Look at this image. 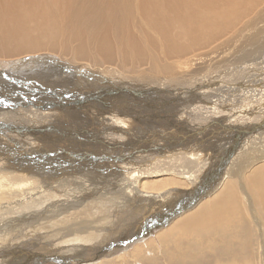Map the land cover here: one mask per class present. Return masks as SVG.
Here are the masks:
<instances>
[{
	"label": "bare ground",
	"instance_id": "6f19581e",
	"mask_svg": "<svg viewBox=\"0 0 264 264\" xmlns=\"http://www.w3.org/2000/svg\"><path fill=\"white\" fill-rule=\"evenodd\" d=\"M262 63L264 0H0V86L10 77L21 83L19 99L34 95L41 102L38 110L20 106L12 95L7 109H0V219L15 215L0 223V264H42L52 253L65 264L86 262L101 254L99 245L133 241L140 224L166 228L156 234L168 258L164 264L172 258L187 264H261L256 245L264 249ZM113 67L148 91L152 106L146 105L155 116L178 109L172 120L178 126L169 124L178 131L126 112L90 87L89 80H103L102 75L116 79ZM202 99L207 106L195 103ZM198 106L208 108L200 116L221 112L229 119L194 123ZM100 112L114 114L122 125ZM36 128L42 132L36 134ZM182 128L192 132L177 141ZM259 128L250 138L254 142L226 161L230 168L216 183L220 165L208 168L205 154L197 151L203 145L218 149L212 143L229 133L237 138ZM220 130L225 131L218 138ZM18 149L29 159L7 155ZM78 149L95 155L92 171L67 162L75 160L67 152ZM150 174L159 177L149 179ZM210 179L215 183L206 188ZM154 187L165 188L163 199L173 206L204 195L176 214L148 203L147 190ZM58 198L63 201L45 209ZM22 210L31 211L17 217ZM46 242L57 249L39 253Z\"/></svg>",
	"mask_w": 264,
	"mask_h": 264
},
{
	"label": "rangeland",
	"instance_id": "374dc122",
	"mask_svg": "<svg viewBox=\"0 0 264 264\" xmlns=\"http://www.w3.org/2000/svg\"><path fill=\"white\" fill-rule=\"evenodd\" d=\"M258 14L255 12L254 14H252V16H257ZM260 68H264V63H262L261 67ZM113 71H114V75L118 76L116 77H110V79H108L109 77L108 76H105V75H102V78L103 80H99V81H96L95 79V82L92 81L93 79L89 80V85L91 88H93V90H97L99 92L100 95H103L104 97H107L108 99L111 100L112 104H116L118 106H122L126 109V112H134L135 114L137 115H140V117H143L146 118L145 116L149 117L151 119V123H156L157 125H161V124H164L163 126L164 127H169V130L170 128L172 129L171 131H178V129L174 128L173 126H170V125H176L178 126V123L177 121H172L174 119V114L175 112L178 111V109H176V111L172 110L171 108L173 107H170V109H163L165 111H160L159 112V107H157L156 105H154L156 107V111H158L160 114H163L165 115L168 119L169 117L171 118V122L170 123H166L164 122V117L163 115H160V116H155L154 113L155 112H152L150 109L147 108V105L148 106H152V105H149L152 104V101H150L152 98L149 97V94H148V91L146 89L143 88V86H140V85H136L137 83L132 81L131 79H125V78H121L120 76V73L118 72L119 69L113 67L112 68ZM86 75H88V71L86 72ZM126 77V76H125ZM86 79V78H85ZM106 82H105V81ZM112 83H111V81ZM3 86L1 87L0 86V109H7L6 106H7V102L9 100V97L12 96V95H16L17 97L14 99V102H16L17 104H19L20 106L24 105V104H32L34 106L35 109H39L40 106L39 104L41 103L39 101V97L37 96H32V97H24L23 99H19L18 98V95H19V92H20V88H21V83L20 82H15V81H12L10 77H7L6 79H3ZM101 81V82H100ZM110 81V82H108ZM123 81V82H122ZM135 85H133L134 83ZM111 83V84H110ZM123 83V84H122ZM100 84V85H99ZM120 84V85H119ZM94 85V86H93ZM107 85V86H106ZM103 86V88H102ZM111 86V87H110ZM98 87V88H97ZM109 87V88H108ZM102 89V90H101ZM108 89V90H106ZM110 89V90H109ZM114 89V90H113ZM119 89V90H118ZM125 89V90H124ZM140 91H139V90ZM112 92H109L111 91ZM123 90V91H122ZM135 91V92H134ZM139 91V93H138ZM114 92V93H113ZM116 92V94H115ZM118 92V93H117ZM127 93V94H126ZM132 93V94H131ZM137 97H136V96ZM120 98H119V97ZM118 97V98H117ZM143 98V99H142ZM147 98V99H146ZM137 99V100H136ZM149 99V100H148ZM94 100L96 101V105H97V102H98V97H94L93 100H92V103L94 104ZM148 100V101H147ZM178 100H181L178 98ZM243 100V99H242ZM242 100H240V104H243L242 103ZM117 101V102H115ZM126 103H123L125 102ZM191 102H193V100L191 99L190 100ZM204 102H207V100H199V101H195V103H204ZM108 103L107 102L106 104H102L101 107H102V110L104 112H107V108H108ZM136 105H133V107H130L128 106L129 104H135ZM142 103V104H141ZM202 105H205L207 106L205 103L202 104ZM201 105V106H202ZM245 105V104H243ZM97 107V106H96ZM96 107H94V111L96 109ZM91 108V107H90ZM237 107L235 106V109ZM241 108V107H240ZM139 109H143L142 111L139 110ZM175 109V108H173ZM202 110L204 111H207L208 108H201ZM198 106L197 110H196V113H191V114H194L196 115V118L193 119L194 123H197L198 121H201V122H205L206 119L210 121H213V122H217V121H226L227 120V116L223 115L221 112L220 114H217V112H210V113H206L204 116H200V110H201ZM169 110V111H168ZM141 111V112H140ZM150 111V112H149ZM171 111V112H170ZM145 112V113H144ZM170 112V113H169ZM174 112V113H173ZM219 112V111H218ZM152 115H151V114ZM173 113V114H172ZM216 116H215V115ZM103 119L105 118L106 119H114L116 122L121 123V121L118 119V117H116L114 114L112 113H109V115H105L103 112H100V114ZM172 117H171V116ZM94 116V115H93ZM110 116V117H109ZM162 116V117H161ZM218 116V117H217ZM14 118V117H13ZM12 118V119H13ZM93 118V117H91ZM157 118V119H156ZM167 118H165L167 120ZM202 119V120H201ZM229 119V118H228ZM208 120L206 122H208ZM161 122V123H160ZM247 122H251L250 121H247ZM28 123V124H27ZM26 125H29V122H25ZM116 125H120V124H117V123H114ZM165 124H167V126H165ZM170 124V125H169ZM169 125V126H168ZM63 127H65L64 125H62ZM132 126V125H131ZM154 126V125H153ZM163 126H159V127H163ZM122 127V126H121ZM174 129V130H173ZM180 133L178 135L180 136H177V141H181V139H183L186 135H190V133L192 131H190V129H180ZM258 130V131H257ZM263 128H259V129H255L253 131H246L245 133H243L242 136L240 137H235L233 136V134L229 133L228 136L225 137V139H219L217 141H215L213 144V147L215 145L218 144V149H215V150H209L207 149V145H203L201 147V149H199L197 152H203L206 156V161L204 163V165H206L208 168H212V169H217V167L220 165V172H218L216 175H215V182L216 180H218L219 176H223V175H226L225 174V171H226V168H230V165L228 163H230L229 161L232 160L234 157L236 158L237 156H239L241 153H242V149L243 147H245V145H247L248 143L250 142H254L252 141L251 139L253 138L254 135H256L255 133L256 132H260L262 131ZM225 130H220L218 131L215 135L216 137L220 138L221 135L223 134ZM34 132L36 134H39L41 133L42 131H40L38 128H36V130H34ZM19 134H23L19 131ZM251 134V135H250ZM254 134V135H253ZM260 134V133H258ZM158 139H164V141H172V138H167L165 135L166 134H162L164 137L166 138H162L163 136L161 134H158ZM155 136L156 135H153V139L155 140ZM172 136V135H171ZM246 136H249V137H246ZM230 138V140H229ZM248 138V140H247ZM251 138V139H250ZM232 139V140H231ZM234 139H238V140H241V141H235ZM174 140V139H173ZM224 140L225 142L224 143H221L219 144L220 141ZM251 140V141H250ZM156 141V140H155ZM161 141V140H158V142ZM235 141V147L234 149H232L231 151H229L228 153V156L227 158H225L222 162L219 161V158H216L217 157V154L219 153L220 151V146H225L227 148V145L230 146V145H234V142ZM250 141V142H249ZM93 143V141H91ZM238 143V144H237ZM241 144V145H240ZM245 144V145H244ZM88 148H91V147H88ZM241 149V150H240ZM22 149H18L17 151H13V150H10L7 152V155H9L13 160H17V161H23L25 159H29V155L28 154H24L23 151H21ZM202 150V151H201ZM210 151V152H209ZM85 152V153H84ZM164 152V151H163ZM163 152H159V153H163ZM79 155H78V154ZM87 153V154H86ZM208 153V154H207ZM67 154H74L75 157H73L75 160H68L67 162L69 164H76L74 167H78L80 170H84L85 165L87 166L88 169H90L92 171V169L90 168V164L89 162H92L95 155L92 154L91 151H86L85 149L83 150H80L79 152V149L78 150H69L67 152ZM209 156H207V155ZM44 156V154H42ZM92 155V156H91ZM91 156V157H90ZM222 156V155H221ZM70 157V156H69ZM213 157V158H212ZM84 159V160H83ZM213 159V160H212ZM229 159L228 162H226L227 160ZM40 160H42V158L40 157ZM78 160V161H77ZM212 160V161H210ZM75 161V162H74ZM226 162V164H223V162ZM50 162V161H49ZM72 162V163H71ZM165 161H162L161 163H164ZM204 162V161H203ZM206 162H209L208 164ZM53 164H56L55 162L52 161V165H51V170L53 171ZM79 164V165H78ZM81 164V165H80ZM215 164V165H214ZM78 165V166H77ZM203 165V164H201ZM202 166L203 168L205 166ZM213 165V166H211ZM218 165V166H217ZM228 165V166H227ZM36 169L38 171H41L42 169H44L43 166H40V165H37L36 166ZM223 169V170H222ZM206 171V170H205ZM150 178L149 179H152V178H158L159 176H155L154 174H150ZM53 176H55V173L53 172ZM166 176V175H165ZM218 176V177H217ZM56 178V177H54ZM55 180V179H54ZM58 180V179H56ZM164 190L165 188H161V187H154V190L152 191H148L147 192L150 194L151 198L150 200L148 201V203H155L158 204V203H161L165 206V208H168L170 210H172V206L173 204L168 202L167 199H163V194H164ZM202 198H198V200H200ZM60 201H63V199H60L58 198L56 201H53L52 203H49L45 206V209H48L49 208V205L51 206V204H54L56 202H60ZM200 202V201H199ZM197 207V205L195 206ZM194 207V208H195ZM193 208V209H194ZM12 209V212L15 211L16 209H18L17 207H14V208H11ZM34 210H37V208H34L32 209V211ZM142 210V209H141ZM29 211L31 210H22L20 212V214L17 216V217H20V216H26ZM191 211V210H190ZM187 213V212H186ZM185 213L177 216V217H173L174 219H177L179 217H181L182 215H184ZM15 215H8V216H5L4 218H1L0 219V223H4L6 224V220H9L11 217H14ZM173 218H170V219H173ZM3 219V220H2ZM169 219V220H170ZM261 221L262 219L259 220V223L261 224ZM167 223H169V221H167ZM167 223H165L167 225ZM163 224V225H165ZM165 225V226H166ZM163 227V226H162ZM138 228H142V231L139 232L136 236V238L131 241V240H124V239H120L122 241V243H104L102 244V247L101 245H99V248L102 249V252L101 254H98V255H94L93 257H91V259H88L89 260V263L88 260L85 262V260H73L75 262V264H78L80 262L85 263V264H164V260L165 258L168 259L167 257H165L163 255V253L161 254V251H162V248L161 246L158 244L157 239H156V234L157 232L163 230V229H166V228H161L159 227L158 225H155L153 227H148V228H144L142 224H140L138 226ZM155 232V235L153 234ZM153 234V235H152ZM149 235V236H148ZM152 235V237H151ZM147 237V238H146ZM112 238L111 235H109L108 237V241ZM150 238V239H149ZM193 238H198L197 235H193ZM152 241V242H149V241ZM125 242H124V241ZM110 244H111V248L110 247ZM186 245V242H184L183 246ZM194 246H197V244H193ZM259 246V244H257ZM256 245V248H258V252L260 253V256H259V260H260V263L261 264H264V249L262 248L261 244L260 246L258 247ZM109 246V247H108ZM105 248V249H104ZM107 248V249H106ZM57 248L54 247V245H52L50 242H46L43 247H39L37 250L38 252L40 253V251H44L46 253H50L51 251H55ZM112 249V250H110ZM104 250V251H103ZM107 250V251H106ZM63 253H60V251H58V255H62ZM66 256V255H64ZM52 257H54L55 259H52ZM98 257V258H97ZM165 257V258H164ZM41 259V258H40ZM46 261L42 262V259H41V262L42 264H65L64 262H58L57 261V253H52V254H47L46 255ZM79 261V262H78ZM94 261V262H93ZM97 261V262H96ZM99 261V262H98ZM72 261L70 262H67L66 264H70ZM168 264H187L186 261H184L183 263L178 259V258H172L169 262H167Z\"/></svg>",
	"mask_w": 264,
	"mask_h": 264
},
{
	"label": "water",
	"instance_id": "95a60500",
	"mask_svg": "<svg viewBox=\"0 0 264 264\" xmlns=\"http://www.w3.org/2000/svg\"><path fill=\"white\" fill-rule=\"evenodd\" d=\"M234 140H235V139H234ZM235 141H236V140H235ZM235 141H234V145H235V143H236ZM234 145H233V147H231V148H227V149H226V148H223V149L220 148V151H219V153H218V155H219V161H220V162H222L225 158H227V156H228V154H229L228 152L231 151L232 148L234 149ZM221 155H222V156H221ZM205 184H206V183H205ZM208 184H209V182H208ZM208 184H207V185H208ZM174 210H175V211H180V210L182 211V206H177V205H176L175 208H174Z\"/></svg>",
	"mask_w": 264,
	"mask_h": 264
}]
</instances>
